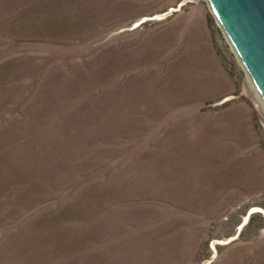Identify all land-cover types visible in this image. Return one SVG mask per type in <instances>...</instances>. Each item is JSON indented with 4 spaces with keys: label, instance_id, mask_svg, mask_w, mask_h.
<instances>
[{
    "label": "rangeland",
    "instance_id": "rangeland-1",
    "mask_svg": "<svg viewBox=\"0 0 264 264\" xmlns=\"http://www.w3.org/2000/svg\"><path fill=\"white\" fill-rule=\"evenodd\" d=\"M250 79L207 0H0V264H264Z\"/></svg>",
    "mask_w": 264,
    "mask_h": 264
},
{
    "label": "water",
    "instance_id": "water-1",
    "mask_svg": "<svg viewBox=\"0 0 264 264\" xmlns=\"http://www.w3.org/2000/svg\"><path fill=\"white\" fill-rule=\"evenodd\" d=\"M207 1L264 98V0Z\"/></svg>",
    "mask_w": 264,
    "mask_h": 264
},
{
    "label": "bare ground",
    "instance_id": "bare-ground-1",
    "mask_svg": "<svg viewBox=\"0 0 264 264\" xmlns=\"http://www.w3.org/2000/svg\"><path fill=\"white\" fill-rule=\"evenodd\" d=\"M167 15V14H166ZM164 18V16H163ZM166 18V17H165ZM252 79V78H251ZM250 79V83L253 87V89L255 90L256 92V95L260 101V103L262 104V106L264 107V98H263V95L260 93V90L257 88L256 84L253 82V80Z\"/></svg>",
    "mask_w": 264,
    "mask_h": 264
}]
</instances>
